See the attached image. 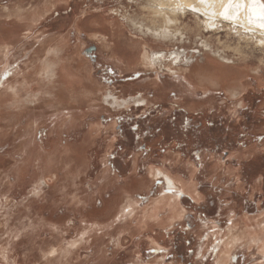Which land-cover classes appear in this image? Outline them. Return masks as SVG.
Here are the masks:
<instances>
[{
  "label": "rangeland",
  "instance_id": "obj_1",
  "mask_svg": "<svg viewBox=\"0 0 264 264\" xmlns=\"http://www.w3.org/2000/svg\"><path fill=\"white\" fill-rule=\"evenodd\" d=\"M45 1L0 0V264H218L226 250L227 264H264V37L224 30L219 14L204 23L184 2L185 15L156 19L163 0L148 9V0H53L34 21ZM95 15L141 42L134 64L104 48L110 30L78 31ZM152 16L178 38L162 42L128 24L149 26ZM64 37L96 98L20 104L12 89ZM145 42L193 53L191 65L204 54L247 89L233 98L206 88L185 63L146 69ZM111 91L128 104L106 103ZM158 169L177 176L169 174L177 192L157 183ZM231 231L242 238L227 247Z\"/></svg>",
  "mask_w": 264,
  "mask_h": 264
},
{
  "label": "bare ground",
  "instance_id": "obj_2",
  "mask_svg": "<svg viewBox=\"0 0 264 264\" xmlns=\"http://www.w3.org/2000/svg\"><path fill=\"white\" fill-rule=\"evenodd\" d=\"M168 2H172V4H174L176 7L171 9L169 7L170 5L168 4ZM183 2L189 5L191 4L192 8H194L197 11L199 10L201 15H204L205 17L206 21L204 20V23H208L210 20H213V18L216 17V14H219V16H222V19H223V22H221V24H224V30L227 29L229 32H235L236 35H241L242 29L244 28L245 30L253 34V36L264 37V27L260 26V25H264V19L261 18V14L264 13V9H262L261 6H264V3L261 0H255V2H253V0H163L158 5H154L152 0H148L146 3L147 6L145 7H147L148 9V8H151V5L157 6L153 15L156 16V19L160 20L162 18V15H160V12L166 13V10L170 11V14H172L173 16H177V14L182 15V16L185 15L186 9H184L182 6ZM179 5H181V7H179ZM52 6L47 5L46 7L44 5L42 8H39V10L33 11L32 18L45 15L46 13H48L49 11L48 9H51ZM253 9H255V12L253 11ZM163 17L167 18L166 15ZM93 18L94 19L85 22V24L83 23L84 25L81 24L80 27L82 29L79 28L78 31L82 32L86 28H90V30H93V29H96L98 26H102L106 28L107 30H110L111 32L110 34L112 37L111 38L112 44L110 43V39H107L105 36H103L102 39H100L103 43L104 48L108 49L113 55V57L114 56L119 57V58H122L121 56L125 58L127 57L129 59L128 62L131 65L134 64L137 59H135L134 61L133 54L138 51L137 49L138 47H140L141 42H139L138 40L132 37H126L124 33V25L117 19H112L108 21L107 19L103 17L100 18L98 15H95ZM150 22H152L151 25L143 26V27L138 25V23H135V22L128 23V24L133 25L134 28H136L135 26H138L137 28L140 30V32L143 35L144 34L147 36L152 35L153 37L161 40L162 42L166 40H172L173 38L174 40H176L178 38V37H172L171 36L172 34L168 33L167 27L162 26L161 25L162 22H155V18L153 16ZM145 28H146V31H144ZM143 31L147 32L148 34L144 33ZM91 38L97 39L98 37L97 35H91ZM117 39L118 40L124 39L125 44L121 43L122 41L120 43L116 42ZM53 43L55 45L53 49L55 50L56 49H66V47H70L69 40L67 38L53 40ZM120 45L121 46L123 45V46L119 47ZM143 45L144 46H143V49H141L140 57H141V64L146 69H154V68H157L158 66H163L164 64H166L167 60L170 61L171 65L174 64L175 66L181 63H185V65H189L192 62V60H194L193 58H196L193 56V53H191L189 57V53H186V52H182V53L173 52L170 54L166 52H154L153 50H151L152 47L150 46L149 43L145 42ZM194 53L198 54L199 57L201 55L200 52H194ZM205 56L206 55L203 54V57L201 60L202 65L200 64L191 65L190 64V68L188 66L189 76L193 81L199 83L200 85L206 88L226 89L227 91H229V94L233 98L238 97L243 91L247 89L245 88L244 82H241V83L239 82L236 84L234 81L231 80L232 76L227 71V69L225 68L221 69L220 67H214L215 62H213L212 60L205 59L207 58V56L206 57ZM198 66H199V69H197ZM86 67H87L86 63L84 62V59L81 56L73 55V57H69V56H66L65 54H62L59 56L54 54V56H52L50 59L46 61V69L49 71L48 77L50 81L52 82V86H54V88L51 87L48 89V88L41 87L40 84L38 83V80L36 79L35 74L31 73V74H28L29 76H25L26 79H24L26 81L27 80L30 81L31 83L30 82H28V84L24 83L25 85L22 86L23 87L22 89L14 88L12 90L15 91L16 97H18L17 99H19L18 102L20 104L37 103L40 101L41 103L42 102L46 103L50 107L56 106L57 104H60V106L62 105L64 106L67 103L71 104V103H77V102L78 104L79 103L87 104L93 100L92 98L95 97V94L91 90L86 91L84 89L83 79H85V76H87ZM238 78H240V76H238ZM33 83L36 89L33 87ZM20 92L26 93L25 97L22 94H20ZM85 100L87 103L85 102ZM103 100L106 103H112L113 106L120 105L121 107V106L128 104V102L126 101L120 102V98L114 95L112 91L109 92L108 94H105ZM0 105L1 106L3 105V99L0 102ZM0 119H2V117ZM155 175L160 178L161 176H164L169 189H175L178 187L177 180L171 177L166 171L162 169L161 170L158 169ZM140 186H142V184ZM113 200L115 201V199ZM130 202L134 203V201L132 200H130ZM116 204H117V201H116ZM96 212L98 213V211ZM104 213L102 216H104ZM175 213H177V210ZM232 232L233 231L230 232V236H232L233 234ZM234 235L235 234H233V236ZM235 236L236 237L234 238L229 237L230 238L229 240L232 239L233 241H230L227 247L229 245L233 246L237 244L239 241H241L242 234L238 233V235H235ZM54 252H55V255L59 253L58 250H54ZM228 253H229V258H230V252L226 250L225 253L222 254L221 259L219 256L220 260L218 264H227V261H229ZM55 255L49 254V256H55ZM53 263H54L53 259L49 258V264H53Z\"/></svg>",
  "mask_w": 264,
  "mask_h": 264
},
{
  "label": "crops",
  "instance_id": "obj_3",
  "mask_svg": "<svg viewBox=\"0 0 264 264\" xmlns=\"http://www.w3.org/2000/svg\"><path fill=\"white\" fill-rule=\"evenodd\" d=\"M58 0H56V2H57ZM263 3H264V0H261ZM46 6L47 7V5L48 6H52V8L51 9H53L54 7H56V3H55V1H52V0H47V1H45L44 2V4H43V6ZM42 6V7H43ZM41 7V8H42ZM51 9H48L49 11L51 10ZM48 11V12H49ZM47 14V13H46ZM38 18L39 17H34L33 18V20L34 21H36V20H38ZM64 38H66V37H64ZM64 38H61V39H64ZM55 47V45L53 44L52 46H50V49L48 50V56L46 57V59L45 60H42V61H40V59L38 60L39 61V63H38V65L39 66H37L36 68H35V70H34V72H33V74H35V76H36V79L38 80V83L40 84V86L41 87H44V88H47V87H49L50 85H52V82L50 81V79H49V77H48V74H49V71L46 69V61L48 60V59H50L52 56H54V54H56V55H62V54H65L66 55V50L65 49H53ZM67 56V55H66ZM70 57H73V56H70ZM34 60H36V58L34 59ZM41 62V63H40ZM40 101V100H39ZM40 103H41V101H40ZM43 103V102H42ZM170 174V173H169ZM171 176H173V177H176L177 178V176H175L174 174L172 175V174H170ZM157 180H160L161 181V183H159L160 185H162V187L163 188H165L166 187V183H165V181H164V179H162V178H158ZM156 180V181H157ZM179 188V187H178ZM178 188L176 189H170V191L171 192H173V193H175V192H177L178 191ZM167 189V188H166ZM165 197H167V194H163ZM189 196V195H188ZM164 198V197H163ZM188 199L190 200H192V197L191 196H189L188 197ZM197 199H199L198 197H197Z\"/></svg>",
  "mask_w": 264,
  "mask_h": 264
},
{
  "label": "snow or ice",
  "instance_id": "obj_4",
  "mask_svg": "<svg viewBox=\"0 0 264 264\" xmlns=\"http://www.w3.org/2000/svg\"><path fill=\"white\" fill-rule=\"evenodd\" d=\"M253 2H255V0H253ZM262 9H264V6H261ZM253 11L255 12V9H253ZM261 18L264 19V13L261 14ZM261 27H264V25H260ZM157 183H161L160 180H157ZM75 245H73L74 247ZM50 255H55V252L53 251L52 253H50Z\"/></svg>",
  "mask_w": 264,
  "mask_h": 264
}]
</instances>
